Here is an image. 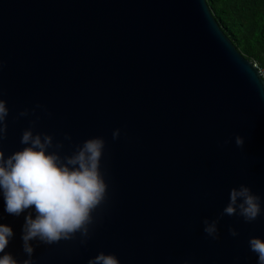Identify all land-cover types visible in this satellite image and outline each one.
Returning <instances> with one entry per match:
<instances>
[{
    "label": "water",
    "instance_id": "water-1",
    "mask_svg": "<svg viewBox=\"0 0 264 264\" xmlns=\"http://www.w3.org/2000/svg\"><path fill=\"white\" fill-rule=\"evenodd\" d=\"M0 62L6 155L29 127L62 156L105 140L107 197L90 238L34 240V264H88L101 251L121 264H257L248 241L264 238V214L222 211L241 184L264 206V79L206 0H0ZM26 214L6 213L0 197L14 232L5 251L21 261ZM205 218H219V239Z\"/></svg>",
    "mask_w": 264,
    "mask_h": 264
},
{
    "label": "clouds",
    "instance_id": "clouds-1",
    "mask_svg": "<svg viewBox=\"0 0 264 264\" xmlns=\"http://www.w3.org/2000/svg\"><path fill=\"white\" fill-rule=\"evenodd\" d=\"M2 67L3 62H0ZM260 95L264 98V88L260 89ZM36 107L47 111L43 105ZM32 111L34 113L35 108ZM8 113L7 102L0 99V140L5 138ZM28 114L27 109L19 113L20 116ZM31 123L34 125L35 121ZM112 136L117 139L120 129H115ZM65 139L71 137L65 134ZM20 142L25 146L10 154L0 149V197L8 214L19 216L27 210L21 232L27 258L21 261L5 251L14 232L10 225L0 223V264H34L31 243L34 240L51 245L74 239L79 233L81 244H85L96 222L94 213L107 197L108 184L101 168L103 137L88 138L63 156L58 151H50L53 147L62 148V143L54 146L52 135L34 132L32 127L23 130ZM235 144L242 147L244 138L236 135ZM224 214L239 215L244 221L252 222L264 214L262 198L244 184L233 187L223 208ZM218 223L219 218L203 220V231L214 240L219 239ZM229 232L233 237L238 235L234 228L230 227ZM248 243L250 250L257 254V264H264V238L250 237ZM88 264L121 262L115 253L101 251L91 257Z\"/></svg>",
    "mask_w": 264,
    "mask_h": 264
},
{
    "label": "trees",
    "instance_id": "trees-1",
    "mask_svg": "<svg viewBox=\"0 0 264 264\" xmlns=\"http://www.w3.org/2000/svg\"><path fill=\"white\" fill-rule=\"evenodd\" d=\"M237 50L264 70V0H206Z\"/></svg>",
    "mask_w": 264,
    "mask_h": 264
},
{
    "label": "built area",
    "instance_id": "built-area-1",
    "mask_svg": "<svg viewBox=\"0 0 264 264\" xmlns=\"http://www.w3.org/2000/svg\"><path fill=\"white\" fill-rule=\"evenodd\" d=\"M256 65V64H255ZM257 66V65H256ZM258 68V67H257ZM259 71H260V74H261V76L263 77V79H264V70H261V69H259Z\"/></svg>",
    "mask_w": 264,
    "mask_h": 264
}]
</instances>
